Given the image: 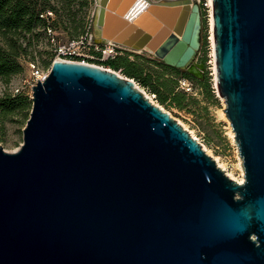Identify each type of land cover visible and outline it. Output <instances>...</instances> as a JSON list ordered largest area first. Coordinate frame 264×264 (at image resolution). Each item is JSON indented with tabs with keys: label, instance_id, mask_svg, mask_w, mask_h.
I'll return each instance as SVG.
<instances>
[{
	"label": "water",
	"instance_id": "water-1",
	"mask_svg": "<svg viewBox=\"0 0 264 264\" xmlns=\"http://www.w3.org/2000/svg\"><path fill=\"white\" fill-rule=\"evenodd\" d=\"M95 2V43L202 80L197 3ZM212 19L243 183L130 80L55 61L0 149V264H264V0H212Z\"/></svg>",
	"mask_w": 264,
	"mask_h": 264
},
{
	"label": "rangeland",
	"instance_id": "rangeland-1",
	"mask_svg": "<svg viewBox=\"0 0 264 264\" xmlns=\"http://www.w3.org/2000/svg\"><path fill=\"white\" fill-rule=\"evenodd\" d=\"M154 2L157 1L154 0ZM37 7H46L41 18L46 20L48 30L43 32L40 28L35 29L31 47L26 55L19 59L22 73L13 77L7 87L21 86L24 79L29 76L26 65L29 62L48 70L53 62L55 49L74 38L69 35L70 24L72 22L74 25L79 24L82 30H85L90 23L93 24L96 2L95 0H76L66 6L61 0H46L45 3L43 0H38ZM201 17V46L196 62L204 64L202 80H187L166 71L157 66L158 61L146 52H127V54H129V61L137 63L142 69V77L150 76L151 81H155L153 88L157 89L158 94L153 93L150 88L142 87L136 80L125 77L120 71H113L103 65L96 66L130 80L144 98L150 100L152 105L163 109L164 113L166 112L178 125L185 127V131L191 134L192 137H190L195 139L202 150L204 147L212 160L217 158L219 163L224 165L226 172L232 178L238 179L240 171L243 175L242 161L234 143V134L229 121L223 112L224 100L218 97L214 87L213 47L210 43L207 19L204 18L203 13ZM5 86L0 84V99L9 94ZM159 99H165L164 103L161 104ZM173 99H177L179 105L173 102ZM28 101L30 105L26 110L19 109L17 105L10 113L0 110V149L6 153L16 152L22 144V131L31 110V101Z\"/></svg>",
	"mask_w": 264,
	"mask_h": 264
},
{
	"label": "trees",
	"instance_id": "trees-1",
	"mask_svg": "<svg viewBox=\"0 0 264 264\" xmlns=\"http://www.w3.org/2000/svg\"><path fill=\"white\" fill-rule=\"evenodd\" d=\"M44 3L46 0H43ZM69 6L76 0H61ZM38 0H0V84L6 85L10 80L22 73V67L19 63L20 57L26 55L27 50L32 45V36L35 29H42L43 32L48 30L47 22L41 18L46 7H37ZM53 10V9H51ZM68 10V7H66ZM84 32L79 24H70V37L77 38ZM72 40H75V39ZM129 54L125 53L122 56H117L113 60L103 62L102 65L110 68L113 71H120L129 78L134 79L144 88H150L153 93L158 94L157 89L153 88V83L150 76L142 77V69L133 61H129ZM157 66L166 71H170L175 75H179L184 79L193 80L192 77L184 72L177 71L165 67L160 62H156ZM12 97V98H10ZM29 99L18 94L11 96L4 95L0 99V110L6 113L13 111L15 105L21 110H26L30 105ZM160 103H164L165 99H159ZM173 102L179 105L177 99Z\"/></svg>",
	"mask_w": 264,
	"mask_h": 264
},
{
	"label": "built area",
	"instance_id": "built-area-1",
	"mask_svg": "<svg viewBox=\"0 0 264 264\" xmlns=\"http://www.w3.org/2000/svg\"><path fill=\"white\" fill-rule=\"evenodd\" d=\"M151 1L154 2V0ZM156 1L163 2L166 0ZM191 1L198 4L201 15L203 13L204 18H206L208 21L210 11L212 9V7L208 3V0ZM127 52L128 50L124 47L111 42H107L105 44L95 43L92 36V23H90L85 28L83 35L55 49L52 64L55 61H59L64 63H78L98 67L96 65L101 66L103 62L113 60L115 57L122 56ZM26 65L29 72V76L27 77V79H24L21 86L10 85L9 87H7V90L11 96L23 94L29 100H31L32 87L36 86L37 81L38 83H42L45 81L49 74L51 66L48 68V70H44L33 62H29Z\"/></svg>",
	"mask_w": 264,
	"mask_h": 264
},
{
	"label": "bare ground",
	"instance_id": "bare-ground-1",
	"mask_svg": "<svg viewBox=\"0 0 264 264\" xmlns=\"http://www.w3.org/2000/svg\"><path fill=\"white\" fill-rule=\"evenodd\" d=\"M208 3H209V5L212 7V0H208ZM207 23H208L207 25H208V29H209V35H210V43H211V46L213 47V19H212V9H211V11H210V16H209V19H208ZM214 67H215V65H214ZM97 68H99V67H97ZM99 69H101V68H99ZM214 74H215V68H214ZM118 77H119V76H118ZM214 83H215V84H214V87H215V90H216V81H215V78H214ZM218 97H219V96H218ZM146 99H147V98H146ZM148 101H149V103L153 104L150 100H148ZM160 110H161L162 112H164L163 109L160 108ZM165 113H166V112H165ZM179 125H180V124H179ZM181 126H182V125H181ZM182 128H183V130H186L185 127L182 126ZM190 136H191V134H190ZM230 136H232V135H230ZM191 137H192V136H191ZM193 139H194V138H193ZM194 140H195V139H194ZM203 151H204V153H205L207 156H209V153L204 149V147H203ZM213 161H214L216 167H217L219 170H221V171L226 175V177H228L230 180L236 182L237 184H242V183H243V175H242V172H241V171H240V176H239L238 179L232 178V176H231L228 172H226L224 165H223V164H220L217 158H213Z\"/></svg>",
	"mask_w": 264,
	"mask_h": 264
}]
</instances>
